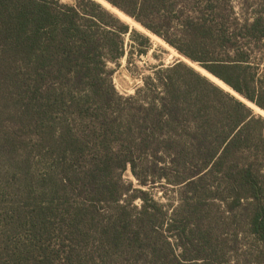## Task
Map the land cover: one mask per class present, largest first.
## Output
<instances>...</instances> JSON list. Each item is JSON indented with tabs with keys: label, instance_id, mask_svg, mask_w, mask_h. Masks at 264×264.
<instances>
[{
	"label": "trees",
	"instance_id": "trees-1",
	"mask_svg": "<svg viewBox=\"0 0 264 264\" xmlns=\"http://www.w3.org/2000/svg\"><path fill=\"white\" fill-rule=\"evenodd\" d=\"M104 1L247 102L180 59L123 96L149 36L0 0V264H264V0Z\"/></svg>",
	"mask_w": 264,
	"mask_h": 264
},
{
	"label": "rangeland",
	"instance_id": "rangeland-1",
	"mask_svg": "<svg viewBox=\"0 0 264 264\" xmlns=\"http://www.w3.org/2000/svg\"><path fill=\"white\" fill-rule=\"evenodd\" d=\"M61 1L63 3H72L74 0H61ZM123 21H125V20H123ZM125 22H127V21H125ZM128 24L131 26V29H135V30L149 36L151 38L152 47H151V49L147 55L139 56L135 53L131 56L130 54L129 55L127 54L126 57H124L120 61L119 66L116 67L114 64H110V67L115 69V73L113 76V83H114L117 91L121 95H123V96L134 95L137 88H139L143 85V78L152 74V71L150 70L152 66L162 65L163 67H167V66L173 64L177 59H180V60L188 63L189 65H191L192 67H194L197 70H198V68H200L199 66H197L195 64L193 65V63H191L190 61L181 57L178 53H177L178 55L175 54L173 51L174 49L172 48L173 49L172 50L168 44H167L168 46H166L165 45L166 43L162 39H160L159 37L156 36L157 38H153L151 36L153 34L148 32L147 30H145V32H146L145 33L143 30H140L137 26L133 25L132 23H128ZM153 36H155V35H153ZM126 43H127V46H126L127 52H129L131 50L130 45L132 44L130 36L126 37ZM195 66H197V68ZM202 70H204V69H202ZM198 71H200V70H198ZM201 73L204 75L203 72H201ZM205 76H207V75H205ZM228 91H230V90H228ZM231 93H233V91ZM233 94L236 95L237 97H239V95H237L236 93H233ZM239 98L244 100L241 97H239ZM254 110L256 111L257 114H261L264 116V112L261 111L260 109L259 110L261 112L256 110L255 108H254ZM125 178L128 181H132L133 183H137L135 178L132 176L130 170L127 171ZM153 191H154V194H155L157 199H160L163 202H166V199L162 197V194L164 193L163 189L155 188ZM173 195L175 196L174 193H172L171 191L168 190L167 196H173Z\"/></svg>",
	"mask_w": 264,
	"mask_h": 264
},
{
	"label": "bare ground",
	"instance_id": "bare-ground-1",
	"mask_svg": "<svg viewBox=\"0 0 264 264\" xmlns=\"http://www.w3.org/2000/svg\"><path fill=\"white\" fill-rule=\"evenodd\" d=\"M99 2H101L104 6H106L109 10H111L112 12H114L115 14H117L122 20L127 21L128 23H132L133 25L137 26L140 30H143L145 32V29L139 25L138 23L134 22L132 19H130L129 17H127L126 15H124L122 12H120L119 10H117L116 8H113L110 4H108L106 1L104 0H97ZM146 33V32H145ZM153 38H157L156 36L151 35ZM159 39V38H158ZM162 41V40H161ZM166 46H168L167 44H165ZM172 49V48H171ZM173 50V49H172ZM175 54H177V52L175 50H173ZM178 55V54H177ZM197 68V66H195ZM198 70H200L201 72H203L205 75H207L209 78H211L214 82H216L217 84H219L220 86L224 87V88H228L226 85H224L222 82H220L218 79H216L215 77L211 76L208 72H206L205 70H202L201 68H198ZM228 90H230L228 88ZM234 93V92H233ZM240 97V96H239ZM253 106V105H251ZM256 110L260 111L258 108H256L255 106H253ZM261 112V111H260ZM263 113V112H262Z\"/></svg>",
	"mask_w": 264,
	"mask_h": 264
},
{
	"label": "water",
	"instance_id": "water-1",
	"mask_svg": "<svg viewBox=\"0 0 264 264\" xmlns=\"http://www.w3.org/2000/svg\"><path fill=\"white\" fill-rule=\"evenodd\" d=\"M245 101V100H244ZM246 102V101H245Z\"/></svg>",
	"mask_w": 264,
	"mask_h": 264
}]
</instances>
